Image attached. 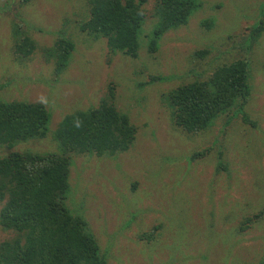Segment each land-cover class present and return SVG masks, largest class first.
Returning <instances> with one entry per match:
<instances>
[{
  "label": "rangeland",
  "instance_id": "rangeland-1",
  "mask_svg": "<svg viewBox=\"0 0 264 264\" xmlns=\"http://www.w3.org/2000/svg\"><path fill=\"white\" fill-rule=\"evenodd\" d=\"M155 1L144 5L131 58L80 30L88 0H0V99L40 103L50 114L44 138L0 146V157L59 154L54 134L63 117L98 106L113 87L135 139L113 156H73L66 201L87 221L108 264H264V30L256 41L247 38L264 22V0H198L187 24L164 34L150 53ZM17 24L35 43L27 58L14 51ZM61 39L73 50L56 73ZM203 49L209 53L201 59ZM235 59L248 64L247 122L239 115L225 126L222 116L199 134L174 128L165 94ZM13 237L0 226V244Z\"/></svg>",
  "mask_w": 264,
  "mask_h": 264
},
{
  "label": "trees",
  "instance_id": "trees-1",
  "mask_svg": "<svg viewBox=\"0 0 264 264\" xmlns=\"http://www.w3.org/2000/svg\"><path fill=\"white\" fill-rule=\"evenodd\" d=\"M29 0H21L28 2ZM198 0H156L155 17L148 35L147 50L155 53L164 34L185 26L199 6ZM147 0H88V19L81 31L106 40L111 53L136 58ZM210 29L211 20L202 22ZM22 28L17 24L14 32ZM264 22L255 24L248 39L256 41ZM35 43L19 31L14 35V51L27 58ZM73 44L66 39L56 43V73L67 64ZM208 50L198 56L204 59ZM248 64L243 59L215 68L205 81L185 83L165 94L174 128L186 134H199L226 116H241L250 97ZM165 80L151 76L152 82ZM149 84V83H147ZM114 88L98 106L63 117L55 131L60 153L10 152L0 157V226L14 237L0 244V264H108L88 223L73 215L66 205L71 159L76 155L97 157L126 152L136 128L118 112ZM50 114L40 103L0 99V146L12 148L17 142L44 138ZM222 162V160L220 159ZM218 164L223 168V164Z\"/></svg>",
  "mask_w": 264,
  "mask_h": 264
}]
</instances>
